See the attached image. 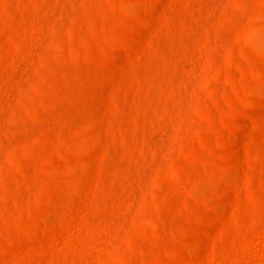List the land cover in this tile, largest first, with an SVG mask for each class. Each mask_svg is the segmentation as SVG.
Returning a JSON list of instances; mask_svg holds the SVG:
<instances>
[{"label": "rangeland", "instance_id": "1", "mask_svg": "<svg viewBox=\"0 0 264 264\" xmlns=\"http://www.w3.org/2000/svg\"><path fill=\"white\" fill-rule=\"evenodd\" d=\"M0 264H264V0H0Z\"/></svg>", "mask_w": 264, "mask_h": 264}]
</instances>
